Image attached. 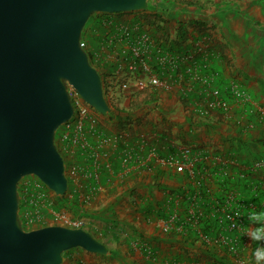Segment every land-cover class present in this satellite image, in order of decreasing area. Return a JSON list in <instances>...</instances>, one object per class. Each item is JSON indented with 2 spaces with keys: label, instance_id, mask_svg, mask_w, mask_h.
<instances>
[{
  "label": "crops",
  "instance_id": "1",
  "mask_svg": "<svg viewBox=\"0 0 264 264\" xmlns=\"http://www.w3.org/2000/svg\"><path fill=\"white\" fill-rule=\"evenodd\" d=\"M196 1L202 3V9L185 11L191 13V25L184 26L183 40L175 44L177 30L174 36H167L164 26L162 35L179 52L189 49L193 38L208 37L218 52V57H211V67L218 71L220 81H237L249 100L231 102L226 119L200 117L176 86L173 91L156 92V101L149 105L152 120L148 123L133 120L137 110L114 111L122 114L128 128L111 133L102 127L103 120L105 124L112 119L116 122L119 115L114 119L113 113L100 114L96 132L87 134L98 155L95 159L82 154L72 158L80 169L68 179L67 189L90 197L83 204V213L91 218H85L83 228L103 242L108 253L68 252L61 264H82L83 260L103 264L99 257L110 258V264H237V258L246 252H233L235 247L218 242L215 235L219 224L213 209L229 208L224 204L227 193L234 195V202L242 210V228L234 232L238 239L233 241H246L245 258L252 264L257 245L243 232L249 223L247 213L264 211V164H257L264 160V59L259 53L264 49V0ZM229 2L232 8L225 6ZM126 13L99 14L82 30L92 64L99 73L107 74L105 77H122L121 72L131 75L124 68L118 70L113 61L123 56L127 47L118 36L117 25L138 22L136 14ZM171 13L169 17H178L175 11ZM104 36L109 47L104 51L110 54H103L102 60L98 53L104 48L97 45ZM155 38L162 42V37ZM107 59L112 68L104 66ZM109 117L112 119L107 121ZM186 146L205 156L195 164L193 176L186 168L166 161ZM202 188L208 193L207 199ZM194 210L200 217L193 216ZM47 224L54 223L48 221L41 226ZM205 224L208 232L202 231Z\"/></svg>",
  "mask_w": 264,
  "mask_h": 264
},
{
  "label": "water",
  "instance_id": "2",
  "mask_svg": "<svg viewBox=\"0 0 264 264\" xmlns=\"http://www.w3.org/2000/svg\"><path fill=\"white\" fill-rule=\"evenodd\" d=\"M149 0H0V264H61L73 247L106 255L83 227L25 229L18 183L37 176L57 196L68 187L56 130L73 113L68 86L110 111L98 70L80 45L93 12L143 10Z\"/></svg>",
  "mask_w": 264,
  "mask_h": 264
},
{
  "label": "built area",
  "instance_id": "3",
  "mask_svg": "<svg viewBox=\"0 0 264 264\" xmlns=\"http://www.w3.org/2000/svg\"><path fill=\"white\" fill-rule=\"evenodd\" d=\"M117 32L127 46L123 56H119L120 58L116 60L117 69L124 68L139 80L145 78V85L151 86L156 92L173 91L178 86L180 96L187 101L197 116L215 115L226 119L231 109V102L246 103L249 100V94L237 81L233 79L220 81L218 71L211 67V57H218V52L209 42L208 37L193 38L188 46L190 48L179 52L162 47L161 41L157 40L149 30L142 28L138 22L133 26L118 25ZM80 45L86 50V42L82 37ZM139 85H142L141 82ZM68 90L73 113L56 130L58 138L56 146L63 156L65 166L70 163L68 168H65V175L70 179L77 175L80 169L77 163L72 161L73 157L82 154L95 159L98 155L91 146L87 134L96 132L100 113L84 101L73 87L68 86ZM250 112H252L251 108ZM104 139L106 140L107 137ZM193 150V147H182L177 154L167 157L166 161L172 166L186 168L189 175L193 176L196 173L195 164L205 157ZM127 157L128 155L124 156L123 161H126ZM257 164L263 165L264 160L258 161ZM34 180L31 186L37 189L46 186L37 176ZM83 197L89 198L88 194ZM225 199L224 204L230 205L228 209L217 207L213 209L215 220L219 224L215 235L218 242L230 244L229 242H234V238L238 239L234 232L242 228V210L234 202L232 193H227ZM26 218L31 220L28 216ZM55 223L69 227L85 225L82 218H66L62 223Z\"/></svg>",
  "mask_w": 264,
  "mask_h": 264
},
{
  "label": "rangeland",
  "instance_id": "4",
  "mask_svg": "<svg viewBox=\"0 0 264 264\" xmlns=\"http://www.w3.org/2000/svg\"><path fill=\"white\" fill-rule=\"evenodd\" d=\"M227 1V0H226ZM156 2L157 0H150L148 6L146 7V9L143 10H136V11H130L129 13H134L136 14L138 23L141 24L142 28H145L146 30H149L151 33H153L154 37L156 36L154 30H153V25L151 24V16L148 17L149 15H151L153 13V9L156 6ZM178 7L175 8L170 7L171 11H175L178 14V17H167L164 21V24H162L164 26V28H167V36H174L175 32L178 28L179 25H183V26H189L191 25V22H188V18L190 16V14H188L187 10H184L185 7H182L183 4L182 3H178L177 5ZM225 6H229V8L233 7L232 3H227L225 4ZM183 8V9H182ZM179 11H177V10ZM194 10H198V8L194 7ZM116 13V12H114ZM126 13V14H129ZM99 14H102L101 12H95L94 15L98 16ZM180 14V16H179ZM137 23V22H136ZM133 23L132 25L136 24ZM118 26V25H117ZM166 33V32H165ZM171 34V35H170ZM177 34V32H176ZM217 34V33H216ZM215 34V35H216ZM120 37V35H118ZM214 38V36H213ZM109 39V38H108ZM215 39V38H214ZM263 39H264V35H263ZM112 40L114 41V39L112 38ZM107 39L104 36V40L99 42V45H97V48H99L101 45L103 46L104 49H102V51H97V53L99 54V56H102V60H104L103 54H110L108 51H104V50H108V46H106L107 43ZM102 43V44H101ZM247 52H249L248 50H246ZM260 58L264 59V49L259 50ZM101 58V57H100ZM258 58V57H257ZM106 62H103L104 66L107 65L108 68H112L113 65L110 64V59L105 60ZM114 62H116V57L115 59H113ZM113 63V62H112ZM113 70V69H112ZM124 76H126L123 72H121ZM128 74V73H127ZM130 75V74H129ZM132 76H134L133 74H131ZM130 77L128 78L130 81L129 83L126 84V87L123 89L122 92L120 93H116L115 91L111 94L112 98L114 99V101L116 102V104H118L119 107H126L128 105V103L134 99V93L136 92V90L138 89L139 86H144L146 84V80L145 78L140 79L137 77ZM139 82H141L142 85H139ZM152 108H150L149 105H144L141 108H139L137 110L136 117L133 118V120H137L138 122H140L142 119L145 120V123H148L152 120V118L150 117L149 113L151 111ZM121 113H117V114H112L115 115L114 119H117L119 115V119L116 122H113L112 117H109L107 119V121H109L110 119H112L111 121H109L107 124H105V121L103 120L104 123H102V127L106 128V130H109L111 133H115L116 130L119 131H124L126 130V128H128V123L125 121L121 120ZM121 116V117H120ZM99 124V123H98ZM55 143L58 144V138L55 134ZM185 146V145H184ZM70 163H68L69 166ZM68 166L65 168H68ZM35 175H27L25 177H23L19 183H18V192H19V202L20 207H19V216L22 220V225L25 229H32V228H36V227H40L43 223L46 222H50V223H62L64 221V219H78V218H82L85 220V218H91V216H89V214H85L83 213V210H85L83 208V204L85 202V200H87V202H89L91 199L89 198H84L83 195H79V194H75L73 191H70L69 188L66 190L65 194L63 196H59L57 197V195L54 194V192L52 190H50L49 188H47L46 186H42L40 189H37L34 186H31V184L35 181ZM86 202V203H87ZM194 217H200V215L194 210V212H192ZM26 216H28V218H31V220H27ZM86 223V222H85ZM56 224V223H55ZM48 225V224H47ZM231 244L232 247H235L234 251L235 252L237 250V254L239 251H245L246 253H242L238 258L236 263L239 264H248L247 263V258H245L246 256H248V252L246 250L243 249V247L246 244V241H236V242H229ZM78 250H83L80 247H73L69 250V253H73V252H77ZM87 256H91L89 253L86 254ZM251 263L254 264V257H251ZM100 260H102L103 264H110V258H104V257H99ZM250 259V258H249ZM82 264H87V262L85 260L82 261Z\"/></svg>",
  "mask_w": 264,
  "mask_h": 264
},
{
  "label": "trees",
  "instance_id": "5",
  "mask_svg": "<svg viewBox=\"0 0 264 264\" xmlns=\"http://www.w3.org/2000/svg\"><path fill=\"white\" fill-rule=\"evenodd\" d=\"M149 2H150V0L148 1V4H149ZM178 3L179 4L180 3L183 4L182 7H185L184 10H191L194 7L198 8V9H202V3L198 2L196 0H157L156 6L153 9V13L148 16V17L151 16V18H152L151 24L153 25L154 32L156 33L157 36L162 37L161 38L162 42H165V43L161 42L162 43V47H164L166 49H170V50H174L175 47L172 46V45H169V43H167V37L162 35V31L164 30L162 23L165 21V19L167 17H169L172 14V13H170V11L172 10L170 7L174 6L175 8H177L178 7L177 6ZM124 12H130V11H124ZM124 12H119V13H124ZM94 13L95 12H93L90 15V17L88 18L86 24L89 23L91 20H93L96 17L94 15ZM101 13L104 16L113 15L114 14V13H108V12H101ZM184 31L186 32V30L184 29V26L182 24L179 25L178 28H177L178 38L175 41V44L178 43V42H181L183 40L184 35H185ZM175 50H178V47ZM87 54H88L90 62L92 63V55L90 54V52H87ZM99 74H100L101 81H102L103 94H104V97H105V100H106L107 104L110 107V111L108 112V114L109 113H113L114 111L128 112L130 110H138L139 108H141L144 105L153 104L156 101V99H157L156 90L153 89L151 86L144 85L142 87H138V89L134 93V99H132L128 103V105L126 107H119L118 104H116V102L112 98L111 94L114 92L115 89L118 88V89L121 90L122 87L125 84H127L126 83V80H127L126 78L128 77V74H125L126 76L123 75L122 77H120V75L119 76H115V74H114V78H112L113 74H109L108 77L104 76V75H107V74H101V73H99ZM202 190H203L202 191L203 196H206V199H207L208 198L207 191H205L203 188H202ZM57 197H59V196H57ZM207 202H208L207 204L209 205L210 201H207ZM20 204L21 203L19 202V207H20ZM21 222H22V220H21ZM202 231L208 232L207 224L204 225ZM69 250L65 251L63 253V256L66 253H68Z\"/></svg>",
  "mask_w": 264,
  "mask_h": 264
},
{
  "label": "clouds",
  "instance_id": "6",
  "mask_svg": "<svg viewBox=\"0 0 264 264\" xmlns=\"http://www.w3.org/2000/svg\"><path fill=\"white\" fill-rule=\"evenodd\" d=\"M247 218L249 223L243 236L257 245L253 252L254 264H264V211H250Z\"/></svg>",
  "mask_w": 264,
  "mask_h": 264
}]
</instances>
